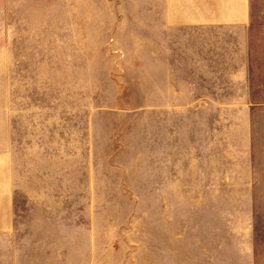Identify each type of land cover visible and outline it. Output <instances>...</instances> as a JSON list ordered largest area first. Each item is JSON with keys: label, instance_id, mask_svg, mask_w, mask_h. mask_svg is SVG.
<instances>
[{"label": "rangeland", "instance_id": "rangeland-1", "mask_svg": "<svg viewBox=\"0 0 264 264\" xmlns=\"http://www.w3.org/2000/svg\"><path fill=\"white\" fill-rule=\"evenodd\" d=\"M0 264H264V0H0Z\"/></svg>", "mask_w": 264, "mask_h": 264}, {"label": "crops", "instance_id": "crops-1", "mask_svg": "<svg viewBox=\"0 0 264 264\" xmlns=\"http://www.w3.org/2000/svg\"><path fill=\"white\" fill-rule=\"evenodd\" d=\"M224 6H225V8L224 9H220V11L222 13H224L225 11L226 12H232V15H233L232 17H234V18H230V15H229L227 17H224L225 20L228 19L227 21H230V20L237 21V22L239 21V23H242V22H244L246 20V18H247L246 17V13H245L246 9H245L243 3H241V5H237L235 7V10H233V6L232 5L227 4V5H224ZM233 13H236V14H233Z\"/></svg>", "mask_w": 264, "mask_h": 264}]
</instances>
